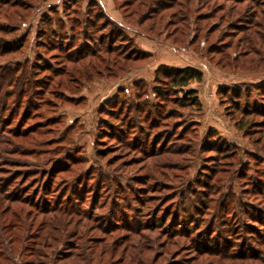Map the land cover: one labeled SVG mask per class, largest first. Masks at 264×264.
I'll use <instances>...</instances> for the list:
<instances>
[{
	"label": "trees",
	"instance_id": "16d2710c",
	"mask_svg": "<svg viewBox=\"0 0 264 264\" xmlns=\"http://www.w3.org/2000/svg\"><path fill=\"white\" fill-rule=\"evenodd\" d=\"M46 1L0 0V17L21 21L34 5ZM112 1L124 22L144 26L143 32L151 38L164 31L163 38L176 47L192 46L199 38V32L207 25L200 26L199 22L209 21L213 18L212 12L222 11L226 3V43H222L223 36L219 33L216 37L218 47L211 45L208 48L213 55L220 54L215 65L235 72L264 70V0H220L218 4L215 0ZM198 7H205L208 13L198 15ZM61 11L63 17L59 16L56 7L50 6L41 15L35 30L36 45L50 52L53 63L38 58V63L28 65L21 62L13 68L5 63L0 65V264H56L57 260L69 257L81 259V264H121L124 249L116 257L117 260L103 262L100 257L94 256L93 239L87 242L84 232L72 241L62 237L63 232L66 233V225L72 221L73 227L78 226L79 218L94 219V229L107 227L103 231L105 233L123 228L124 235L118 241L113 239L114 244L126 242L130 234L144 240L141 236L143 230H157V235L161 234L164 238L160 249L176 245L179 240H188L186 250L199 256L220 255L226 257L227 264H264V160L255 156L253 164H258L253 174L248 173V167L234 170L237 147L210 128L201 137L200 144H203L199 148L203 150L205 145V150L213 152L215 157L226 158V175L240 180L239 194L235 195L231 186L227 187L225 194L220 192L218 186L211 184L210 181H214L213 177L220 172L215 167L203 181H196L198 189L188 184L182 185L183 180L175 174L174 178L180 181V186L168 188L169 184L165 181L168 165H160L158 161L154 163L160 168L158 173L151 167L137 176L141 180L137 182L141 183L143 189H148L146 192H150L148 195H145V191L136 192L133 185H121L117 173L113 174L112 170L100 179H97L99 173H95L87 179H95L90 185L85 183V177L89 174L86 171L72 176L73 179L69 181L57 177L67 164L79 160L63 158L60 156L61 149L55 146L43 152L37 150L45 142L41 136L47 131L38 127L32 130L26 120L37 114V108L44 101L42 96L55 90L60 96L63 89L69 93L77 92L75 89L81 82L102 76L115 78L151 58L150 52L139 49L135 44L128 51L118 45V41L119 44H132V41L122 25L106 13L97 0H63ZM223 19L219 17L218 20ZM216 27L205 32L203 39L207 40ZM16 30L13 25L0 24V57L9 58L21 49L20 41L15 44L8 38ZM197 44L201 46L203 42L198 39ZM40 72L43 75L38 76ZM202 78L201 70L193 66L157 64L151 84L137 81L133 83V93L129 99L119 100L117 96L114 105L106 104V113L114 122L101 119L100 133L105 136L114 134L111 137L116 148L115 155L108 158V164L120 162L116 167L117 172L118 169L138 164L142 159L163 154L167 146L162 150L158 146L161 139L167 138V134L179 142L188 141V136L197 138L196 123H180L182 115L179 110L200 111L197 91L189 83L201 82ZM252 87L257 100L250 98V89L227 86L224 90L218 88L216 93L233 126L244 137L252 139L254 144L260 143L264 147V82L255 83ZM122 91L119 88L117 93ZM61 97L68 101L73 99L66 95ZM17 122H23V127H17ZM177 128L179 133L176 132ZM30 134L35 137H28ZM21 140L31 147L22 149ZM101 140L97 142H103ZM154 140L158 141L155 143ZM166 142H170L168 138ZM175 150V154L179 155L185 152L183 145ZM96 152L105 157L101 150ZM21 154L32 157V160L21 161L14 157ZM43 154L46 157L42 158ZM34 160H40L42 164L38 165L40 163ZM60 161L64 162L63 165H59ZM142 168H145L144 165ZM96 181L103 184H95ZM96 187L106 192L109 201L101 197L94 189ZM160 189L170 191L160 196L157 194ZM47 195L50 196L48 199ZM128 196L140 207L129 205ZM167 196L168 199H165ZM88 197L99 201L97 206L86 203ZM162 199H165L164 205L171 200L173 208L161 209L158 215L160 209L156 204L152 205V201ZM242 199L247 202L244 203ZM105 204L109 218L115 219H107L103 227L99 221L103 217L95 215L93 211L103 209ZM224 205L226 215L231 213L226 218H233L232 213L237 215L231 223L226 219V238L223 239L226 243H221L217 237H203L204 231L213 228V220ZM142 208H147V217H159L158 221L147 223L137 220L122 224L116 219L118 213L123 211L134 212L136 218L145 216ZM203 215H210V221L206 223ZM58 244L62 252H58ZM67 244H70L69 251L65 247ZM112 252L113 256L117 254L115 250ZM127 258L132 261L134 257L128 254ZM134 264H141V261L135 258Z\"/></svg>",
	"mask_w": 264,
	"mask_h": 264
},
{
	"label": "rangeland",
	"instance_id": "374dc122",
	"mask_svg": "<svg viewBox=\"0 0 264 264\" xmlns=\"http://www.w3.org/2000/svg\"><path fill=\"white\" fill-rule=\"evenodd\" d=\"M62 1L63 0H47L46 2L34 5L21 21H17V19L11 20L0 17V24H10L15 26L17 29L11 36L8 37L12 43L16 44L19 41L21 43V49L18 52H15L9 56V58L3 56L0 57V65L5 63L13 68L17 63L21 62H26L28 65L31 63H38L36 62L38 61V58H41L40 61H48L49 63H53V61L51 62L50 60V52L45 51L43 48L36 45L35 30L39 24L41 15L46 13L50 6L56 7L59 16L63 17L61 11ZM215 3H221V1L215 0ZM198 8V15H205L208 13V10L205 7ZM212 14L213 18H211L209 21L199 22L200 26L205 23H207V25L204 30L199 32V38H197L195 43L190 47H176L170 44L169 41H166L163 38L164 31L161 35H153L154 38H151L143 32L144 26L138 27L135 24H129L124 22L121 17L119 23L130 37L132 44L130 42L126 44H123L122 42L119 44L120 42L118 41V45H120L123 50L128 51V49L135 44L139 49L150 52L151 58L146 62L130 67L115 78L102 76L95 77L91 81L81 82L79 87L75 89L77 92L69 93L64 89L60 91L61 95H66L70 98H73L71 101L66 99L63 100L61 95L59 96L57 90L54 92H49L48 95L46 93L42 96L44 101L43 104L37 108V114L26 120L27 124L32 130L38 127L47 131V134L41 136L45 142H42L41 148H38L37 150L43 152L47 149H51L52 146H55L61 149L62 155H59L63 158H78L79 160L77 163H75L76 161H72L71 164H67L64 167L63 173L57 177H63L64 181H69L73 179L72 176L79 174L81 171H86L89 174L85 177V183L86 185H90V183H94L95 179H87L93 177L95 173H99L97 175V179H100L102 175H104L106 172L111 173L112 170L113 174L116 175L117 173V178L121 185H133V187L137 189L136 192L141 193V191L146 192L148 189L142 188L141 183H138L141 180L139 181L140 178L137 176L150 170L151 167L155 173H158L160 168L157 166L158 164H154L155 161H158L160 165H168V167L165 169V174L167 175L165 181L169 184L167 186L168 188L180 186V181L174 178L175 174L183 180L181 181L182 185L188 184L190 187L198 189V184H196V181H198V183L203 181L205 178H207L208 174H211L210 172H212V169L215 167V170L220 172L216 173L215 177H213L214 181H210L211 184L218 186L220 188V192L225 194L226 189L229 186H231L235 195L240 193V180L232 179V176L226 175V158L224 159L223 156L215 157L213 152L205 150V145H203L204 149L200 150L199 145L203 144H200V140L206 130L209 128L214 130L216 135L226 139L230 144L237 147V163L235 164L234 170H240L242 166L243 169L248 167L250 169L248 173L253 174L252 171L257 168L258 164H253L255 156H258L260 159L264 160V147H261L260 143L254 144L252 139L249 140L248 138L244 137L242 132L238 131L233 126L232 122L225 115L223 106L219 103L220 96L216 93V90L218 88L220 90H224L227 86L239 88L241 90L250 89L252 92L250 98L257 100L258 98L252 85L255 83L261 84L264 82V70H258L256 72H235L226 71V69H220L215 65V61L220 56V54L215 53L213 55V52L208 51V48L211 45L218 47V44L216 43V37L219 35V33H222L221 36H223L221 38L222 43H226V23L224 21L226 19V3L222 11L216 10L213 11ZM219 17L224 18L223 21H219ZM215 26H217L215 28V32L210 34L207 37V40H204L203 35H205V32H207L211 27ZM198 39L203 42L201 46L197 44ZM224 51H226V49H224ZM161 63L171 66H193L201 70V72L204 74L202 81L195 85L197 96L201 105L200 111L193 112L187 109L179 110V113L182 115L180 123H182L181 121H185L187 124L194 122L196 123L195 128L197 138H189L188 136V141L183 140L179 142L176 140L177 138L167 134V138L170 142H166L167 138L161 139V145L158 146L161 150L167 146V149L163 151V154L153 157L151 156L149 159L139 158L142 160L138 161V164L135 163L134 165L123 168L122 170L118 169L116 172V167L120 162H115L111 165L108 164V158L115 155L116 152L115 141L111 137L114 134L105 136L103 133H100L99 128L102 122L101 119L107 118L110 123L114 122V119H112L110 115H107L105 105L108 103L110 105H114L113 101H115L117 96H119V100H125V98L129 99L128 97L133 93V83H136L137 81L143 80L147 82V84H151L153 70L157 64ZM37 75L41 76L43 75V72H40ZM189 86L191 87V85ZM73 88L74 87H72V89ZM119 88L123 90V93H117ZM23 125V122H17L16 124L17 127H23ZM179 131L180 130L177 128L176 132L179 133ZM33 135L34 134H30L28 137H35ZM255 135L253 137H255ZM263 135L264 134H262V136ZM185 137L187 136L185 135ZM98 139H103L101 140L103 142H97ZM154 141L156 143L158 140ZM21 142L22 149L25 147H31V145L25 143V140H21ZM180 145H183L185 152L180 155L179 153L175 154L177 153L175 148L178 146L180 147ZM96 150H101V154L105 157L98 155ZM14 157H17L16 159L21 161L32 160V157H26L22 154L18 156L15 155ZM44 157H46V154H43L42 158ZM34 161L37 163L41 162L40 160ZM60 163L61 164L59 165H63L64 162L60 161ZM41 164L42 163L38 165ZM143 165L145 168H142ZM65 169L68 171H65ZM204 172L206 174H203ZM234 173L235 171L233 172V175ZM97 183L98 182L96 181L95 184ZM98 184L101 185L103 183ZM94 189L98 191L102 198H107L106 192H104L103 189H97V187ZM151 190H153V188H151ZM169 191L170 190L168 189H160V193L157 194L163 196ZM148 193L150 192H146L145 195H148ZM48 197L50 196L47 195L46 199H48ZM129 197L130 196H128L127 200L129 205L135 208L140 207L134 201H131ZM168 197L169 196H167L165 199H168ZM165 199H162L158 202L152 201V205L156 204L160 209L158 215H160L161 209H165L167 207L166 209L172 210L173 208V205L171 204L172 202H170L171 200H168L166 205L162 204L165 202ZM107 200L109 201V198H107ZM242 200L244 203L247 202L245 199ZM87 202L95 206H97L99 203V201H96V199L91 200L90 197L87 198L86 203ZM106 207L107 205L105 204L103 209L96 207L97 209L93 211L95 215L103 217L99 220L103 227L105 225L104 223L107 222V219H110V221L115 219L114 217L109 218L110 213L105 211ZM224 207L225 205L223 208H219V212L216 214L215 219L213 220V228L207 229L206 231L202 230L204 231V234H202L203 237L210 236L213 239L214 237H217L221 240V243L225 242L223 239L226 238V219L228 223H231L234 219V216L236 217L237 215L232 213V216L234 215L233 218L230 216L229 218H226L228 215H231V213L226 215V208ZM142 210L145 216L136 218L133 216L134 212L123 211L118 213L116 219L117 221H122V224L127 222H137V220L140 222L145 221L147 223L158 221L159 217L146 216L145 211H147V208H142ZM203 217L206 223L211 219L210 215H203ZM79 219L80 221L78 220V226L76 227H73L75 225L72 221L66 225V233H64V231L62 237L72 241L74 237H77L82 232H84L83 234L85 240L88 242L90 239H93L91 242H94L95 244L93 246L95 247V255H93L95 257H100V260L103 262L106 260L109 261L110 259L117 260L116 257H118L120 251H123L124 249L122 258L123 262H121V264H134L135 258L138 261H141V264H227L226 257H221L220 255L204 257L199 256L190 250L187 251L186 249L188 246H186V243L188 240H179L178 244L176 245H170L167 248L163 246V248L160 249L159 246L162 244L164 238H162L161 234L157 235V230H153V232H150L149 230H143L141 236L145 238L144 240H139L138 236L130 234L128 238L129 240L126 242L119 241V243L116 242L114 244L112 241L113 239L118 241L121 239L122 235H124L125 232L123 228H118L112 230L111 232L105 233L103 231H105L107 227L102 230L96 228L94 229V227H96V221L94 219ZM200 228L201 226L197 229ZM71 236L72 239L70 238ZM143 244L147 245L143 246ZM65 247L67 251L70 250V244H67ZM58 249V252H62L63 250L60 244H58ZM114 250L117 252L115 256L112 255L114 254V252H112ZM128 254L133 255L134 258L132 261H129L127 258ZM95 257H93V259ZM65 263L81 264V259L69 257L66 258V260L56 261V264Z\"/></svg>",
	"mask_w": 264,
	"mask_h": 264
},
{
	"label": "crops",
	"instance_id": "0c3cea01",
	"mask_svg": "<svg viewBox=\"0 0 264 264\" xmlns=\"http://www.w3.org/2000/svg\"><path fill=\"white\" fill-rule=\"evenodd\" d=\"M103 10L114 20L120 22V19H121V15H120V12L115 8L114 6V3L112 0H97ZM53 4V3H51ZM144 48V47H143ZM164 64V63H162ZM202 75H204L202 73ZM199 82H190L189 85H191V87L195 88V85H197Z\"/></svg>",
	"mask_w": 264,
	"mask_h": 264
}]
</instances>
